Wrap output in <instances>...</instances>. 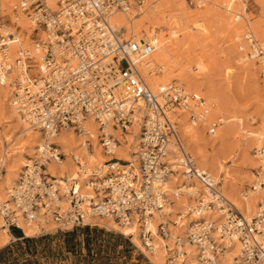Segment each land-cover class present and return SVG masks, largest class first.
<instances>
[{
	"label": "built area",
	"instance_id": "1",
	"mask_svg": "<svg viewBox=\"0 0 264 264\" xmlns=\"http://www.w3.org/2000/svg\"><path fill=\"white\" fill-rule=\"evenodd\" d=\"M134 2L141 5L144 1ZM55 6L49 8L47 0H16L13 9L41 28L44 38L30 49L19 46L12 62L0 61V85L8 82L11 87L16 113L47 140L43 152L37 153L8 189V201L1 205L3 225L20 229L19 217L32 221L41 213L58 223L56 231H68L101 226L85 221L84 215L108 217L119 225L136 224L140 244L149 251L157 237L172 243V248L163 246L166 264H190L186 252L180 250L184 242L199 249L198 264H220L219 256L233 242L239 245L233 264H264V207L259 206L246 220L226 203L220 180L213 182L210 175L196 169L180 142L176 120L167 114L171 107L189 110L181 85L170 82L154 94L138 75L130 55L144 58L154 49L153 44L124 39V28L111 22L114 13L129 11V0H56ZM2 17L0 60L7 56L9 45L17 42L14 33L5 30L10 20ZM243 39L249 40V51L256 50L264 59L260 39L246 35ZM140 102L144 105L142 114ZM86 117L98 124L107 154L112 136L103 132L104 127L110 124L127 131L133 124L139 125L138 171H133L130 162L110 158L105 162L108 174L84 182L95 196L77 192L74 182L67 188L60 184L56 190L45 172L48 162L65 158L58 144L48 139L62 129L80 133ZM196 118L190 115L191 121ZM207 133L212 135L214 128ZM258 155L264 167V145ZM71 159L82 166L77 157ZM115 161L124 165L119 168ZM3 172L0 166V177ZM176 172L205 189L193 190L185 183L169 188L167 180ZM182 195L188 199L183 212L170 211L174 199ZM59 202L66 205L65 210ZM216 207L229 213L219 226L207 217ZM154 214L155 235L147 229ZM185 214L193 216L188 229L183 235L173 233L169 225L176 226Z\"/></svg>",
	"mask_w": 264,
	"mask_h": 264
},
{
	"label": "bare ground",
	"instance_id": "2",
	"mask_svg": "<svg viewBox=\"0 0 264 264\" xmlns=\"http://www.w3.org/2000/svg\"><path fill=\"white\" fill-rule=\"evenodd\" d=\"M15 1L16 0H0V18L2 16L8 17V19L10 20V25H6L5 30L14 33L15 39L17 41L9 45L7 56L5 58H2L0 61L7 60L8 62H12L15 59L14 56L17 54L19 46L22 48L30 49L37 40L44 38V31L41 30V28L37 27L33 22H31L24 13L20 12L19 10L15 11L13 9ZM131 1H133V3H131ZM143 1L144 2L141 5H137L134 0H129V11L124 13L116 12L111 17L112 24L114 23L116 26L124 28V39H131L137 42L144 40L146 42H150L154 46L152 52L144 58H138L134 55H130L131 61H133L138 75L142 78L143 82L150 88V90L154 94L159 93L160 88H163V86H165L167 83L173 81L179 82L178 85H181V87L183 88L182 93L187 95L186 101L188 103L187 107L189 108V110L184 111L179 108L171 107L169 108L167 114L172 120H176L178 125L177 131L178 129L180 131V133L178 131V136L180 137L179 134H181L180 142L185 150H187L186 147L189 148L191 147V145L194 146L198 144L197 136L198 134H200V132L205 130L204 128L208 124L211 125V127L209 126V128H214V133L212 134V136L214 137L213 141H215L216 138L220 135L218 133L222 130L219 129L220 131H216V124H214L213 118L216 117V115H220L223 118L217 117V119L222 124H228L230 123V121H235V118L225 117L227 115H225L224 110L221 109L216 97L210 92L206 93L203 84L199 82L200 76L204 71L207 70L206 66L208 67L206 63L208 64L209 60H207V57H203L206 56V53L204 55H195L194 57H192L193 61H190L188 58H186V60L188 59V61L183 63L182 60L180 61V59L174 57V51L175 53L177 52L176 46L179 45L180 41L178 42V44L176 42L177 40H179V37L182 35V33H184L186 29L190 30L187 31L188 39L195 38V35H198L199 33L205 35H207L206 33H210L209 30L211 27L207 25L206 22L208 20H211L212 24H208H210L211 26L215 24L216 26L219 25V27L223 30L222 32H226L231 36V39L234 40L233 42H235L238 50L237 51L234 48V51L238 53V56L236 58L237 61L241 62L243 66L249 65L248 62H253L254 66H257L259 68L262 78H264V59L258 57L256 50L251 49L249 51L247 49V46L248 43L250 44V42L247 39H243V35H246L247 38L250 36L256 38L253 30H257V26L252 25L251 27L249 21L246 18L247 16H249V13L247 12L246 1L196 0L200 7L204 6V10L196 11L194 13H187L186 11L174 12L173 9L167 10V5H164L166 8L155 6L153 3L156 0H149L148 2H146V0ZM253 1L256 5H260L261 3L260 0ZM47 2L49 8L51 7L52 10L56 8V0H47ZM185 2L186 0H181V5ZM235 5H238L239 7L235 8ZM177 6H175V9ZM262 13L264 16V6H262ZM213 22L215 24H213ZM187 23L190 24L186 25ZM208 26L210 27L209 30H207ZM37 28L38 30H36ZM33 32H36L35 38L31 39L30 37ZM262 33L263 34L261 35L263 36L264 32ZM194 41L196 42L195 39H193L192 42L196 44ZM29 42L33 43H31L30 45ZM200 45L202 46V44H199V46ZM259 45L264 48V38L259 41ZM196 46L198 45H194V47ZM180 47H184V45H181ZM263 48L262 50H264ZM184 49L182 48V50ZM176 55L178 57V54ZM205 59L207 62H205ZM189 62L193 63L192 65L195 68V71L191 72L192 70L190 68L191 66ZM230 72L231 71L229 69L226 70L227 77L229 76ZM7 83L5 85H0V105H3V107L6 108L11 116L19 123L21 131L24 132L23 134H25V136L21 138L25 140L20 142L21 139L16 136H13L10 140L7 139L8 149H3L0 154V166L4 168V172L0 177L1 220V205L8 201V189L15 185V182L17 181V179H19L20 174L25 170L27 166L30 165L32 160L37 157V153L43 152V146L47 142V140L43 138V134L37 129V127L29 125L27 122L23 121L22 118L16 113L15 107L11 102L12 89L7 85ZM201 94L202 97H204L206 100L203 99V101L201 99ZM139 105H141L139 114H142L144 113V105L141 102L139 103ZM189 113L190 115L192 114L197 118L191 121ZM247 118L248 121L252 120L251 116ZM237 119L241 121L240 118L237 117ZM260 122V125L256 126L255 128L252 127L253 129L251 128V130H249L248 128L243 129L242 126L235 127L238 128V130H235V128L233 129L236 134L239 133L238 135L242 136V138L244 136L250 141L251 146H249L248 144L247 147L251 148L253 145V147L251 149H248V151L255 149V153H253L250 157L251 168L249 169L247 175L248 183H251L252 181V189L248 188V190L244 189L242 191L246 183L242 184L241 186L235 187L231 183H229L227 179L222 182V185L220 183V190L225 198L226 203L231 206L233 210H236L238 213H240L246 220H249L256 214L259 206L264 207V186L260 185L264 184V167L262 166L261 158L258 155V151H260V149L264 145V120ZM103 132L106 135L112 136V140L110 141L111 149L109 151V154H107L102 148L100 142L101 131L98 128V124L91 117H86L82 121L80 133H76L72 129H62L54 137L48 139L53 144H58V147L65 155V158L62 161L55 162L54 160H52L48 162L46 166L45 172L48 179H50L53 183L54 189H59L60 184L64 186L62 188H67L70 183L74 182V185L77 188V192H81L87 196H95L94 193L90 190L91 188L84 185V182H87L89 179H93L94 176L98 178L104 176L105 174H108V167L105 162L112 157L120 161L130 162L133 171L135 173L138 171L136 159L137 155L134 154H138L139 144L138 150L132 151L131 155L126 152L125 148H122L116 144L119 141L122 142L126 140V133L112 127L110 124L104 127ZM137 132L139 133L138 124H133L127 130V133H130L131 135H134V133ZM216 133L218 134V136ZM87 141H89L90 148ZM196 146L195 148H197ZM172 147L174 148H171L172 150H176L174 146ZM193 149H190L192 153ZM35 151L36 156L32 158L31 155ZM199 151L200 150H198V152L196 151L197 154H195L194 156L198 160L199 167H203L205 170H208L207 172H210V175L212 176L211 180L215 182L217 180L215 176L219 173H222L224 167H222V164L219 161L217 162L218 159L216 158L214 159L216 162H214L213 164L210 162H206V159L203 156L202 152ZM24 153H27V156L31 157L32 159L29 161H25V158L23 156ZM74 156L77 157V159H80L79 161L82 163V166H78L72 161L71 157ZM220 159L221 157L219 158V160ZM114 163H116L119 168L121 165H124L117 161H115ZM195 167L199 172L203 171L204 173L208 174L205 170H203V168H201L202 170L198 168L196 164ZM179 170L181 169L179 168ZM250 170H256V173L259 176L254 175V173H252ZM223 174H225V176L227 177L229 175L227 170H225ZM50 177L56 178L55 181H53V178ZM183 183H185V186H192L191 188L193 190L200 189L203 192V190L205 189L196 180L185 181L180 172H176L170 175L166 185H168L169 188H174L178 185H183ZM187 201L188 199L183 195L177 197L176 199H174V203L171 206L170 211H182ZM58 205L62 206L63 210L66 209L65 204L59 202ZM228 214L229 213L224 208L216 207L214 210L207 213V217L215 220L216 225L219 226L223 222H225ZM16 216H20V214H17ZM173 216L174 214H172V217ZM155 218L156 214L153 215L150 226H147V229H149L154 235L156 232ZM84 220L104 224L107 227L118 230L119 232L123 233L124 236H129V239L131 242H133V245H136L137 247H135L138 249L140 248L139 250L141 251V253L148 259L151 264H166L167 253H165V250L162 249L165 244H168L169 248H172V243H169L166 240H161L159 237H157V239L152 242L153 247L149 251L141 246L140 239L137 237V225L134 223H131L129 225H119L108 217L89 218L85 215ZM192 220V215L185 214L183 215V218L178 220L176 226H172L170 224L169 227L173 233L183 235L186 229H188ZM51 221L52 220L49 216H41V213H38L36 219L32 221H25L24 219L19 217L17 224L20 229L22 228L24 235L30 237L34 236L39 231L40 227L48 224L50 225ZM53 224L55 225V227H57L58 225L57 222H54ZM64 225L67 228L70 227L69 223H64ZM176 227L178 229L183 228V231L176 232ZM8 230V227H5V225H3V221H0V247L5 245L7 239L11 237V234ZM12 240H15V238H12ZM162 242H165V244L162 245ZM184 243L185 244H183V247L180 248V250L182 249L184 250V252H186L185 257L187 261L190 264H198V260H200L197 258V256L200 254L199 249L187 244V242ZM238 247V243L233 242L229 247L225 248L223 253L219 256L220 264H233L234 258L238 252ZM163 251L165 254L163 253Z\"/></svg>",
	"mask_w": 264,
	"mask_h": 264
},
{
	"label": "rangeland",
	"instance_id": "3",
	"mask_svg": "<svg viewBox=\"0 0 264 264\" xmlns=\"http://www.w3.org/2000/svg\"><path fill=\"white\" fill-rule=\"evenodd\" d=\"M148 1L149 0H146V2ZM245 1L247 5V12L249 13V16L246 18L251 27L252 25L257 26V30H253V33L257 39L262 40V38H264V35H261L263 34L262 32H264V16L262 13L264 0H260V5H256L253 0ZM131 3H133V1H131ZM153 4L159 7H165L164 5H167V8H165L167 10L173 9L174 12L186 11L187 13H194L196 11L204 10V6L200 7L196 0H186V2L183 3L185 5H181V0H156ZM175 6L179 8L176 7V10ZM234 7L238 8L239 6L235 5ZM5 19H8V17L5 16ZM208 23L212 24V21L208 20L206 22V24L211 27L210 28L208 26L207 28V30L210 28V33H206L208 35L207 36L200 33L199 35L196 32L198 35H195V38H193L196 40V42L194 41L196 44L192 42L193 39L187 38V31L190 30L186 29L176 42L178 44L180 41L179 45H184V47L177 45V52L175 53L174 51V57L180 59V61L182 60L184 63L187 62L188 59L193 61L192 57L195 55H204L206 53V56L203 57H207V60H209L208 64L206 63L209 68L206 66L207 70L205 69L206 71L202 73L199 82L203 84L206 93L210 92L216 97L221 109H223L225 115H227L224 116L228 118L234 117L235 121H230L228 124H222L217 119V117L221 116L216 115V117L213 118L214 120L212 119L214 124H216L215 129L216 131L222 130L219 133L217 132L220 134L219 136L216 133L218 136L216 140L213 141L214 137L211 133H207L209 132V129H211L209 128L211 125L208 124L204 128L205 130L198 134L197 146L191 145V147L186 148L191 156H193L195 164L198 168H200L198 160L194 157L198 150H200L199 152H202L206 162L213 164L216 162L214 159H218L217 162L219 161L224 168L222 173L216 175L215 178L220 180L221 185L222 182L227 179L228 182L235 187L246 183L242 191L244 189L248 190V188L252 189V181L251 183H248L247 175L249 169L251 168L250 157L253 153H255V149L248 151V149H251L253 145L251 148L247 147L248 144L251 146L250 141L244 136L242 138V136L238 135L239 133L236 134L233 129L235 127L242 126L243 129L248 128L251 130L252 127L255 128L260 125V121L264 120V78H262L259 68L254 66L253 62H248L249 65L243 66L241 62L237 61L236 58L238 53L234 51V48L237 50V46L229 34L222 32L223 30L219 27V25L216 26L214 22L213 24L215 25L212 26ZM6 24L8 25V22ZM189 24L190 23H187L186 25ZM35 34L36 32H33L30 38L34 39ZM200 38H203L204 40ZM29 43L31 45L33 42ZM199 44H202V46L200 45V47ZM194 45L198 46L194 47ZM182 48L185 49L182 50ZM180 51L182 55L180 54ZM176 54H178V57ZM186 58L188 59L186 60ZM205 62H207L206 59ZM192 64L193 63L191 62V72L195 71ZM228 69L231 72L227 77L226 70ZM173 82L179 84L177 81ZM200 97L202 100H206L202 97V94ZM249 116L252 117L251 121H248L247 117ZM237 117L240 118L241 121H239ZM235 130H238V128H235ZM20 131L21 128L19 123L11 116L3 105H0V154L3 149H8L7 139L10 140L13 136H16L21 139L20 142L25 140L21 138L25 136V134H23L24 132ZM123 132L127 134L126 140L122 142L119 141L116 144L125 148L126 152L132 155V151L138 150L139 133H134L132 136L130 133L128 134L127 131ZM179 135L181 137V134ZM195 146L197 148H195ZM190 149H193V153ZM23 156L25 161H29L36 156V151L31 155L32 158L28 157L27 153H24ZM220 157L222 162L219 160ZM203 170L205 169L203 168ZM225 170H227L229 174L228 177L223 174ZM205 171L207 172L208 170ZM250 171L254 173V175L259 176L257 175L256 170ZM207 173L210 175V172ZM0 221H2L1 216ZM53 223L54 222L51 221L50 225H42L43 227H40L39 231L34 236H30V238L35 239L32 243H21L19 247H15L14 245L18 241L12 240V237H9L6 244L1 246L0 249L11 245L12 250L0 256V264H151L141 251L131 244L123 233L112 229L111 227H107L104 224L98 223L101 226L95 227V230L76 229L73 231H56ZM175 230L176 232H182L183 228L178 229L176 227ZM9 231L11 232L10 228ZM68 233L71 235L68 236ZM22 235L27 237L23 233ZM161 244L163 245L165 242H162Z\"/></svg>",
	"mask_w": 264,
	"mask_h": 264
},
{
	"label": "trees",
	"instance_id": "4",
	"mask_svg": "<svg viewBox=\"0 0 264 264\" xmlns=\"http://www.w3.org/2000/svg\"><path fill=\"white\" fill-rule=\"evenodd\" d=\"M76 229H84V230H95L96 228L95 227H89V226H84V227H81V228H74L70 231H73V230H76ZM11 232H12V235L15 237V240L18 241L14 246L15 247H19L21 243H24V244H28V243H32L35 241V239L33 238H30V237H24L22 235V231L18 228H15V227H11L10 228ZM69 231V230H68ZM68 236L71 235L70 233L67 234ZM12 250V246L9 245V246H5L3 248L0 249V256H2L3 254L5 253H8Z\"/></svg>",
	"mask_w": 264,
	"mask_h": 264
},
{
	"label": "crops",
	"instance_id": "5",
	"mask_svg": "<svg viewBox=\"0 0 264 264\" xmlns=\"http://www.w3.org/2000/svg\"><path fill=\"white\" fill-rule=\"evenodd\" d=\"M9 231V230H8ZM21 231H22V233L24 234V232H23V230H22V228H21ZM9 233L11 234V237L12 238H15L13 235H12V233L9 231ZM136 246V245H135ZM137 247V246H136ZM140 249V248H139Z\"/></svg>",
	"mask_w": 264,
	"mask_h": 264
}]
</instances>
